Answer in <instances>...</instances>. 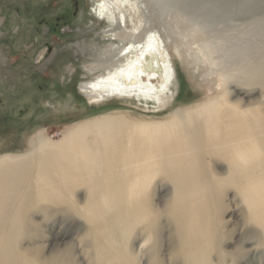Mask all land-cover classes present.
<instances>
[{
  "label": "bare ground",
  "instance_id": "obj_1",
  "mask_svg": "<svg viewBox=\"0 0 264 264\" xmlns=\"http://www.w3.org/2000/svg\"><path fill=\"white\" fill-rule=\"evenodd\" d=\"M204 1L222 6L224 14L240 10L247 0ZM87 2L94 19L89 32L112 46L126 44L112 61H125L122 68L82 86L89 99L99 103L140 90L160 93L163 74L169 82L175 70L158 35L146 22L133 34L128 9L116 0ZM255 3L252 14L264 17V0ZM152 58L158 72L146 70ZM259 70L264 87V65ZM241 105L214 97L192 117L167 126H127L129 134L117 132L116 121L88 123L67 131L58 143L43 139L31 155L35 162L0 159V264H264V104ZM134 129L142 136L120 147L117 138L130 144ZM160 176L173 185V199L163 209L150 203ZM81 187L89 190L83 231L90 246H80L75 256L67 250L66 236L45 238L33 248L21 245L38 232L30 222L32 210L42 213L44 202L78 197ZM225 210L226 220L220 218ZM230 233L240 235L232 249L225 242ZM134 238L140 240L137 250L129 246Z\"/></svg>",
  "mask_w": 264,
  "mask_h": 264
},
{
  "label": "rangeland",
  "instance_id": "obj_2",
  "mask_svg": "<svg viewBox=\"0 0 264 264\" xmlns=\"http://www.w3.org/2000/svg\"><path fill=\"white\" fill-rule=\"evenodd\" d=\"M134 1L140 2L143 21L158 35L175 73L170 83L163 74L166 85L158 86L160 93L151 91L148 95L140 90L94 103L82 86L122 68L125 61H112L126 44L112 46L104 37L89 32L94 19L87 0H0V159L18 157L16 164H30L35 162L31 155L43 139L58 143L67 131L97 121H116L117 132L129 134L131 126H167L178 118L192 117L199 106L214 97L225 96L229 103L240 105L264 104V87L258 83L263 81L259 68L264 65V17L252 14L258 0L242 1L240 10L230 8L224 14L219 12L222 6L204 0ZM120 123L126 127L121 128ZM134 132L130 144L125 137L116 142L120 147L133 145L142 136L141 131ZM164 178H157L150 196V203L154 201L160 209L173 199V185ZM78 189V197L44 202L42 213L32 210L30 222L39 236L36 234L35 242L21 245L33 248L42 245L45 238L55 241L66 236L67 250L75 256L80 246H90L83 209L89 190ZM226 211L220 218H228ZM225 226L229 228L223 225L224 230ZM232 234L225 238L229 249L240 237ZM139 241L134 238L129 246L136 249ZM165 244H158L157 250Z\"/></svg>",
  "mask_w": 264,
  "mask_h": 264
},
{
  "label": "water",
  "instance_id": "obj_3",
  "mask_svg": "<svg viewBox=\"0 0 264 264\" xmlns=\"http://www.w3.org/2000/svg\"><path fill=\"white\" fill-rule=\"evenodd\" d=\"M116 2L124 9H128L129 20L133 24V34H138V32L144 28L145 21H143V17L141 14V8L138 1L134 0H116ZM152 60L149 62L146 70L148 72L157 71L153 67ZM158 72V71H157Z\"/></svg>",
  "mask_w": 264,
  "mask_h": 264
}]
</instances>
